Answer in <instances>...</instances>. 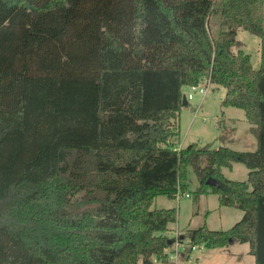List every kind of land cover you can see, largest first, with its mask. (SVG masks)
Listing matches in <instances>:
<instances>
[{"label":"trees","instance_id":"16d2710c","mask_svg":"<svg viewBox=\"0 0 264 264\" xmlns=\"http://www.w3.org/2000/svg\"><path fill=\"white\" fill-rule=\"evenodd\" d=\"M237 28L260 39L257 70ZM202 82L243 111L254 151L174 149L183 89ZM233 163L246 181L223 175ZM188 168L242 212L191 246L246 243L264 264V0H0V264H170L176 211L152 203ZM82 192L101 195L68 211Z\"/></svg>","mask_w":264,"mask_h":264},{"label":"rangeland","instance_id":"374dc122","mask_svg":"<svg viewBox=\"0 0 264 264\" xmlns=\"http://www.w3.org/2000/svg\"><path fill=\"white\" fill-rule=\"evenodd\" d=\"M218 18V15L212 17V23L214 19ZM212 31L214 32V25L212 24ZM237 40H239L243 46V51L250 56V63L253 69L257 70L260 67V39L257 36L237 28ZM205 84L206 82H202ZM208 92L206 96L201 99L198 94L193 96V99L188 102L186 107H182L179 114V137L173 139V147L180 145L185 148L191 143H196L200 146L210 145L212 148H218L220 146L228 147L235 151L240 152H252L256 148L255 139L250 136L247 127L250 125L242 110L232 107H222L221 101L224 97L226 90L223 87L208 85ZM187 88L183 89V93L186 94ZM226 116L233 119L231 123L224 122ZM223 120V122H221ZM220 122V123H219ZM239 130L238 134L232 135V125ZM223 134L222 138L220 137ZM232 136L233 141H229ZM252 138H250V137ZM246 140L243 141V139ZM249 140H252L250 143ZM177 143V144H176ZM179 146V145H178ZM223 175L232 181H246L247 169L239 163H233L232 169H223ZM183 192H179L175 199H168L166 196H158L153 200L152 208H174L176 211L175 222L170 223L168 227L170 231L166 232L165 236L170 239L179 240L178 236H183L181 241L184 248L183 253L190 249L191 244L188 239V231L205 226L209 230L224 231L228 230L234 223H236L242 216V212L231 207L220 206L218 198L213 194H198L196 192L198 183L193 171L187 169V178L181 183ZM96 193V194H95ZM85 193L82 192L72 199V205L68 211L72 213H78L81 209L88 207L86 201L93 196H100V192ZM184 193L188 194V197L184 196ZM85 204V205H84ZM170 232V234H169ZM169 249L168 254L173 252ZM191 252L189 258L179 259L183 264H204V262H221L225 259L231 249L223 248L217 257H213L212 253L210 257L214 260L208 261L205 257L201 258L202 252L198 250ZM167 251V250H166ZM169 256V255H168ZM198 258V260H197ZM155 264H159L155 257H153ZM175 260H169L170 264H174Z\"/></svg>","mask_w":264,"mask_h":264},{"label":"crops","instance_id":"0c3cea01","mask_svg":"<svg viewBox=\"0 0 264 264\" xmlns=\"http://www.w3.org/2000/svg\"><path fill=\"white\" fill-rule=\"evenodd\" d=\"M231 121H233V119L231 118V117H229V116H226L225 117V119H224V122L226 123V127H227V124L228 123H231ZM179 122V121H178ZM250 126L251 125H249L248 127H247V129H248V132H249V134H250V136L251 137H253V135L250 133V131H249V128H250ZM231 129H232V135H237L238 133L237 132H239V130H237V128H235L234 127V123H233V125H232V127H231ZM249 136V137H250ZM250 137V138H251ZM254 138V137H253ZM252 139V138H251ZM255 139V138H254ZM244 140H246L247 141V139L246 138H244L243 139V141ZM229 141H233V138H232V136L229 138ZM250 141V143H252V140H249ZM255 143H256V141H255ZM177 144V143H176ZM179 145V146H178ZM178 145H175L176 147H174V148H177V149H181V148H183L181 145H180V143H178ZM225 169V168H224ZM232 169V168H231ZM229 170V169H228ZM222 173H223V169H222ZM246 178H247V175H246ZM168 230L170 231V228L168 227ZM168 232V231H167ZM169 234H170V232H169ZM178 239L180 240V241H182V239H183V236H178ZM197 248V247H196ZM224 248H226V249H231V251H230V253L227 255V256H225V259H223L221 262H214V263H212V262H204V264H254V259H253V257L249 254V247H248V244H246V243H239V242H237V241H232V242H230L226 247H224ZM169 249L171 250L172 249V247L171 248H167L166 250H165V252L166 253H169L168 251H169ZM223 248H206V247H204V246H201V245H199L198 246V250H201L202 252H199L200 254H201V258L202 257H205L208 261H211V260H214L212 257H210V255H211V253H212V255H213V257H217L218 255H219V252L222 250ZM194 250H197V249H194ZM193 250V251H194ZM172 251V250H171ZM189 252L187 253V254H185V253H183V252H181V254H180V257L177 259V260H175L173 263L174 264H183L181 261L179 262V259H187V258H189V256H190V254H191V252H192V250H188ZM185 252H187V250L185 251ZM169 255V254H168ZM197 260H198V258H197Z\"/></svg>","mask_w":264,"mask_h":264},{"label":"built area","instance_id":"2783aa9c","mask_svg":"<svg viewBox=\"0 0 264 264\" xmlns=\"http://www.w3.org/2000/svg\"><path fill=\"white\" fill-rule=\"evenodd\" d=\"M208 90H209V88H208L207 84L206 85L205 84L195 85V86L189 87L187 93L184 94V96H185L187 102L192 100L193 96L195 94H198L201 97V99H203L206 96ZM174 149L178 150L177 148H174ZM184 196L188 197V194L184 193ZM173 247L174 248H173L172 254H169V256H168L169 260H177L180 257L181 252L184 251V248L182 246L181 241H179L177 239L175 240ZM195 248H196V246H191L190 250L193 251Z\"/></svg>","mask_w":264,"mask_h":264},{"label":"water","instance_id":"95a60500","mask_svg":"<svg viewBox=\"0 0 264 264\" xmlns=\"http://www.w3.org/2000/svg\"><path fill=\"white\" fill-rule=\"evenodd\" d=\"M186 105H187L186 98H185L184 95H182V106H183V107H186ZM206 184L209 185V186H215V185H216V182H215V180H213V179H208L207 182H206ZM180 240H181V239H180ZM172 243H173V242H172L171 240H168V241H167V246L170 247V246L172 245Z\"/></svg>","mask_w":264,"mask_h":264}]
</instances>
